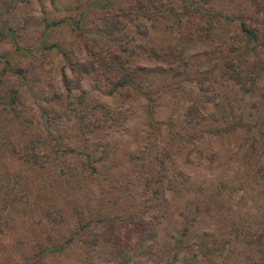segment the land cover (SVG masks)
Masks as SVG:
<instances>
[{
  "label": "rangeland",
  "instance_id": "obj_1",
  "mask_svg": "<svg viewBox=\"0 0 264 264\" xmlns=\"http://www.w3.org/2000/svg\"><path fill=\"white\" fill-rule=\"evenodd\" d=\"M92 1L102 0H19L0 12V193L8 192L0 204H9L13 215L0 224V264H118L119 251L131 257L130 264H157L155 241L169 247L172 232L178 238L174 264H264V49H247L237 57V23L226 24L221 17L239 15L258 26L255 5L248 0H110L81 15ZM64 16L80 22V28L51 26L43 37L46 23ZM8 29L16 37L1 36ZM118 40L129 50V59L152 68L155 62L173 63L175 70L139 71L145 85L152 83L139 90L110 93L107 82L113 75L100 72H93L96 82L85 78L71 92L65 90L64 75L77 77V65L90 57L85 47L95 42L108 51L119 46ZM217 43L213 52L196 54ZM148 48L160 52L157 58ZM176 50L192 53L190 67L167 56ZM229 62L242 69L240 81L221 74L222 69L229 73ZM206 68L212 69L209 76L229 103L217 98L223 112L213 103L197 104L208 117L194 130L182 128L187 105L203 100L205 92L195 80L181 77L197 79L196 72ZM81 89L86 93L79 105L75 97ZM77 121L97 126L88 141L76 133ZM62 151L66 155L60 157ZM29 152L40 156L36 163L28 160ZM87 153L91 158L105 155L103 163L95 164L97 170L78 160ZM142 163H147L146 171L154 168L147 182L151 189L143 184ZM154 177L161 180L154 182ZM218 183L227 188H215ZM213 189H220L227 204L238 200L239 213L235 205L236 212L229 213L225 203L206 202L213 199ZM194 197L204 202H191ZM209 206L223 217L208 212ZM29 207L36 210L20 219L18 211ZM44 207L61 221L48 216L45 222ZM78 213L92 219L104 215L110 225L99 228L104 229L99 236L117 242H100L82 255L71 245L74 239L67 242L63 259L40 252L46 241H67ZM209 225L220 231L214 237L224 239L212 242L220 249L199 259L192 255L201 250L188 242L199 239Z\"/></svg>",
  "mask_w": 264,
  "mask_h": 264
},
{
  "label": "trees",
  "instance_id": "obj_2",
  "mask_svg": "<svg viewBox=\"0 0 264 264\" xmlns=\"http://www.w3.org/2000/svg\"><path fill=\"white\" fill-rule=\"evenodd\" d=\"M19 0H0V12H2L4 9H8V8H13L16 7V3ZM110 0H102L100 3H96L95 1H92L88 4V6L86 7L85 11L83 13H81V15H84V13L86 14L88 9L90 8H100L105 6L106 3H108ZM250 4L255 5V12L259 13V17L261 18V22L258 26H252L247 24V21L242 18V16L239 15H234L232 14V16H221L224 17L222 19H224V23L226 24H230L227 22H233L236 21L237 23V30L238 32H240V43L237 44V51H238V55L237 57H239L240 55H242L247 49H255L258 47H262L264 49V0H248ZM235 13V12H233ZM209 14V13H208ZM214 15H216L217 13H212ZM213 15V16H214ZM218 15V14H217ZM250 20V19H249ZM80 21V20H79ZM78 22V21H77ZM74 22L72 18L70 17H60L57 20H52L50 23H46L45 25V30L43 33V37L46 36L47 34V29L51 26H59L62 24H70L72 26H74L75 28H80V22ZM213 26V25H211ZM11 36V37H16L14 34V31L11 29L5 30L3 31V33L1 34V36ZM221 41L223 42V40H225L226 38L221 36ZM119 42V40H118ZM244 42V43H243ZM253 43V44H252ZM220 43H217L216 45H214L212 47V49L210 51H206L204 53L201 52H197L196 54H205V53H209V52H213L214 50H216V48H219ZM85 52L88 53V55L90 56L89 58L85 59L83 61V63H81L80 65H77L78 70L80 71H75L77 74V77H63V85L65 90H67V92H71L74 88H77V86H79V83L82 79H92L94 82H96L97 78L95 75H93V72H95L97 75L98 73H105V74H111V76L113 75V77L111 78V81L108 80V85H109V92L110 93H119V91L125 87H129L130 91L135 89V90H139L142 89L143 87L149 86L152 83H147L146 85L141 81V77H139V75L137 76V74L139 73V71L141 70H157V71H161L163 73H167L173 70L174 66L173 63H169L164 65V64H158V62H155L154 67H147L144 64H139V62H136L132 59H129L130 57V52L127 49L126 46L121 45V43L119 42V46L117 48H113L111 50L105 51V48H103L102 46L97 45L95 42H92L89 46L85 47ZM146 52H148L150 54V56L152 58L156 57L160 54L159 51H156L155 49H151L148 48L146 50ZM130 54V55H129ZM240 54V55H239ZM192 53L189 52H185L182 50L179 51H174L173 55H172V51L170 54H168L167 56H171V58H174L175 61H179L180 63H182V66L184 67H190V65H188V62L191 57ZM199 67V66H198ZM229 70V73L226 69H222V73L221 74H226L229 78L233 79V80H238L240 81V78L238 77V75L240 76L242 69H236L235 68V64L234 63H227L226 66ZM146 68V69H145ZM199 69V68H197ZM175 70V68H174ZM179 70V69H178ZM212 69L210 68H206L203 72L201 70H198L196 72L197 74V79H183L184 77H181V81H194L195 84L197 85L198 89L202 92H205L204 96H203V100H201V97H199V99H196L193 101V103L187 105L185 111H184V124L182 125V128H190L194 127V125L196 123L199 122V120H204L206 117H208V115H205L201 112L199 106L197 104L199 103H213L214 105L217 106L216 110L219 112H223V108L220 107L221 102L218 101V97L220 96L221 99H223L225 104L229 103V97L226 95H221V91L218 90V88L216 87L217 82L215 81V79H212L213 77L209 76V71H211ZM88 76V77H85ZM90 76H94V77H90ZM252 77H259L258 74H253ZM107 78V77H106ZM165 78V77H162ZM105 80V79H104ZM176 80H180L179 77L176 78ZM151 82V81H150ZM208 82V83H205ZM98 83V82H97ZM206 84V85H204ZM219 84V83H218ZM166 85V83H165ZM208 86V87H204V86ZM94 87H99L98 84H94ZM80 88V87H78ZM208 88V89H207ZM175 90L180 89V86H175L174 87ZM210 92H212V95H210ZM216 92V93H215ZM85 91H83V89L80 90V95H78L77 97H75L80 103L79 105H82L85 101ZM216 95V96H215ZM215 97V98H214ZM215 99V100H214ZM202 101V102H201ZM82 108V107H81ZM41 114L43 117H46L44 109H41ZM104 116L107 114V120L108 118H110L111 120L114 121V119L111 116H108V113L106 110H103L102 113ZM250 115V114H249ZM223 116V113H222ZM260 116V115H259ZM126 117V116H125ZM123 117V118H125ZM48 118V119H47ZM47 118L45 119V121H48L50 118L47 116ZM249 124V122H246V125ZM76 127V133L78 134V136L81 139H85L88 141V139L91 136L92 132H96V128L97 126L95 124L92 123H84L82 121H77L75 124ZM118 128V127H117ZM204 128H201L199 131H203ZM117 129H114V131ZM47 131L49 132V130L47 129ZM206 133H210L212 132V129H207L205 131ZM246 132V131H245ZM247 132H251L253 133L252 129L249 128L247 129ZM203 134L199 133L198 137H201ZM195 136V135H194ZM245 137L247 138L245 141L248 140L249 135L246 133ZM96 142L99 143L98 139L96 140ZM95 143V142H94ZM88 143H86L85 145H87ZM245 144H247L246 142H243L241 145V149L244 151V149L242 148L243 146H245ZM31 146V145H30ZM34 146V145H32ZM28 147V146H26ZM98 149V148H97ZM38 148H37V152H38ZM101 153L105 152V151H100ZM247 154H249L247 151H245ZM28 155H30V158L28 160H33V162L31 161V163H36L37 160L39 159V155L34 153V152H29ZM66 155V153L64 151L60 152V157ZM84 155V156H83ZM81 155L82 157L79 158L78 160L81 161L82 165L84 166H89L91 168V170H97V166L95 165L96 163H99V161L101 163L104 162V156L103 154L99 155L96 158H91L90 155L87 154H83ZM86 156V157H85ZM54 159H57L56 157H54ZM102 160V161H101ZM147 164V163H146ZM144 163H142V167L145 169V177L143 178L144 180V185L146 187H148L149 189H151V183H147L151 182L150 176L152 174V171L154 170L153 167H148V171H146V167ZM160 170H164L163 165V160H160ZM62 168V166L60 167V169ZM158 170V171H160ZM142 173V172H141ZM68 175H70L71 177L74 176V173L70 172L68 173ZM165 176V175H164ZM161 178L159 177H154V182L156 181H160ZM153 182V181H152ZM147 183V184H146ZM222 183H218L217 187L221 186L222 188H227L226 184H222ZM243 185H238L237 188H240ZM202 188V187H199ZM242 188V187H241ZM221 189V188H220ZM220 189H213L212 193H209L210 196L213 198L212 200H207L206 202H212L215 203V200L218 201V204L223 206V203H225V208L228 210L229 213L232 212H236L234 210V205L238 208V213L240 211V207H239V201L238 200H233V202H230L227 204V201L224 200V198L221 197V192ZM235 189V187H234ZM154 190V189H152ZM233 190V188L231 189ZM157 193V192H156ZM8 192H2L0 193V203L2 201V199L4 197H7ZM4 195V196H3ZM203 197L201 198H192V201H202ZM246 201V200H245ZM243 201V203L245 202ZM8 202V201H7ZM204 202V201H202ZM8 206H10L9 204H5L3 206H1L0 204V224L3 223H7L8 220H10L12 213L9 214V210ZM50 207V206H49ZM36 210V208H23L21 210H19V214L18 217L21 218H26L29 217L34 211ZM213 210L214 213H216L214 216L220 217V219L223 217L222 216V212L218 213V209L217 211H215L214 207L209 206V209L207 210L208 212ZM44 216L47 217L45 222H49L48 216L52 221L55 222H60L61 220L57 219V213L53 210V209H49V208H45L44 207ZM79 214V213H78ZM100 215H102V213H100ZM226 216V215H224ZM76 221H75V228L72 231V235H70L67 239V241H52L50 244L48 243V241H46V243L44 244L42 250L40 252H45L47 254H51V256H54L55 253H58L57 255H59L60 258H64L67 254H63L67 248L66 245L68 244L67 242H72L74 239V241L72 242L71 245H73V247H78L81 249L82 251V255H86L88 253H92L93 251L96 250L97 246L100 245L102 243H109V244H115L117 242V239H115L113 243V241L111 240H106V239H102L99 236V233H103L104 229H101L99 231V228H103L105 225L109 226V222H107V224H105L106 222V217L104 215L100 216V217H94V218H99V219H92V218H88L87 216H84V214H79L76 217ZM101 218V219H100ZM244 215H242L240 217V219H243ZM87 219V220H86ZM219 219V220H220ZM25 220V219H24ZM23 220V221H24ZM195 222V221H193ZM194 224V223H192ZM196 225V224H195ZM234 224L231 225V227ZM1 225H0V230H1ZM234 230L237 227H232ZM3 229V228H2ZM111 232V230H109ZM243 230H241L240 232H242ZM185 232V231H184ZM215 232H220L218 231L217 228H213L212 225H209L208 228L206 230L200 231L199 235V239H195V238H191L190 241L188 242L189 244L193 245L195 244L196 246H198L197 248H199L198 252L193 253L192 256H196L199 259H207L209 257L210 254H212L216 249H220L219 247H216L214 245V243L216 242L217 239H224L222 237H214L213 233ZM147 234L149 236H153L155 235V231L154 233H150L147 232ZM221 234H223V231L221 232ZM175 233H171L170 236H168L166 243L170 242L171 245L169 247H166L165 245H163L162 241H155L157 244L158 249L157 252L154 254L160 255V259L157 262V264H174V262H176V247H177V237H174ZM221 236V235H220ZM117 237V236H116ZM77 238V239H76ZM208 238H212V240H209ZM179 242V241H178ZM183 242V241H182ZM214 242V243H212ZM225 242V241H224ZM223 244V243H222ZM181 245V243L179 244ZM182 247H186V244L181 245ZM129 247V246H128ZM70 249V248H69ZM198 253H201V257L198 255ZM69 256V255H68ZM8 258V257H7ZM117 258H119V262L118 264H130V260L131 257H127L126 252H124L123 254L121 253V251H119ZM25 260H28L29 257L28 256H24ZM162 261V262H161Z\"/></svg>",
  "mask_w": 264,
  "mask_h": 264
}]
</instances>
